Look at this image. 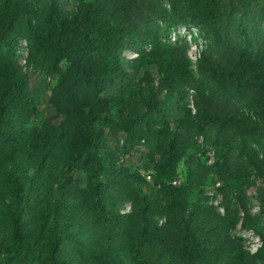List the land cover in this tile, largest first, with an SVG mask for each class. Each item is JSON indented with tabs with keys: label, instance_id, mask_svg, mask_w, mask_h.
<instances>
[{
	"label": "trees",
	"instance_id": "1",
	"mask_svg": "<svg viewBox=\"0 0 264 264\" xmlns=\"http://www.w3.org/2000/svg\"><path fill=\"white\" fill-rule=\"evenodd\" d=\"M167 2L0 0V264H264V0ZM179 25L210 41L196 74Z\"/></svg>",
	"mask_w": 264,
	"mask_h": 264
},
{
	"label": "rangeland",
	"instance_id": "2",
	"mask_svg": "<svg viewBox=\"0 0 264 264\" xmlns=\"http://www.w3.org/2000/svg\"><path fill=\"white\" fill-rule=\"evenodd\" d=\"M160 5L168 8V2L167 0H159ZM185 27V30H180L178 31L179 28ZM258 31L261 33L262 37L264 38V23H260L257 26ZM181 39L187 40L188 42V48L186 50V55L190 63V68L192 69L193 73L196 74V67H197V60H198V53L200 54L205 48L208 47L210 44V41L205 38L203 32L200 31L198 27H195L193 25H179L176 28H171L169 31V34L165 37L166 41H171V42H176L180 41ZM18 50H17V55H18V60L20 63L24 64L26 57H27V42L26 39L22 38L20 41V44L18 45ZM149 47V46H148ZM137 53L133 50H124L122 53V58L123 62L126 66L127 69V63L129 60L133 57H135ZM196 57V58H195ZM53 79L51 77H39L38 76V86L36 88L35 96H36V101L39 104V110L36 113L34 119L37 121H40L43 114L47 112V103L49 99V93H50V87ZM192 89H188V93H193L189 92ZM192 94V95H193ZM160 97H162V94H160ZM192 103V101H191ZM122 137V136H121ZM202 137H198V143L202 144ZM206 151L205 156H206V163L210 164L213 162L215 158V149L211 147L210 145H207V147H203ZM127 162L129 165L136 167L141 171V173L149 179V169L147 168V160L139 153V151L132 152V154L127 158ZM183 174H184V165L182 162H180L177 166V175L174 178V182H180L183 179ZM81 179H83V175L81 176ZM219 182L215 183V186H218ZM149 188L151 190H154V186L150 185ZM206 194L209 195V201L210 200H215V198L218 200V202L221 200V194H217L214 198V188L209 187L206 189ZM247 195L249 197V200L251 202V212L253 214H257L259 212V207H258V201L255 198V186H250L246 190ZM220 206V205H219ZM219 206L217 207V210L219 209ZM129 207V202H126L124 204V208L128 209ZM223 209V207H222ZM219 211V210H218ZM220 212H223L220 211ZM164 221V217H161L159 219V222L162 223ZM237 234H242L243 236L246 237V244L252 249L255 250L257 245L259 244V237L254 234L251 230H246V229H241L240 224L237 225L236 231ZM258 237V238H257Z\"/></svg>",
	"mask_w": 264,
	"mask_h": 264
},
{
	"label": "built area",
	"instance_id": "3",
	"mask_svg": "<svg viewBox=\"0 0 264 264\" xmlns=\"http://www.w3.org/2000/svg\"><path fill=\"white\" fill-rule=\"evenodd\" d=\"M180 30H185V27L183 26V27H181V28H179L178 29V31H180ZM20 41L21 40H19V43H18V45L20 44ZM19 47V46H18ZM198 55V57H199V53L197 54ZM196 58V57H195ZM19 61V60H18ZM20 63V62H19ZM21 65H23L22 63H20ZM189 92H193L192 90H190ZM192 94L193 93H188V95H189V98L191 99V97H192ZM190 106L193 108V105H192V103L190 102ZM193 110H194V108H193ZM217 185H218V183H217ZM218 203V200L215 198V200H214V204H217ZM219 211H222L223 209H222V206L220 205L219 206V209H218ZM258 238V237H257Z\"/></svg>",
	"mask_w": 264,
	"mask_h": 264
}]
</instances>
